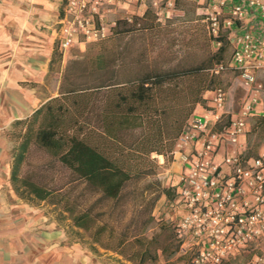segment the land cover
Segmentation results:
<instances>
[{
  "label": "trees",
  "instance_id": "trees-1",
  "mask_svg": "<svg viewBox=\"0 0 264 264\" xmlns=\"http://www.w3.org/2000/svg\"><path fill=\"white\" fill-rule=\"evenodd\" d=\"M174 7L181 15L162 22L144 18L143 12L118 17L109 34L93 42L95 51L87 48L67 61L57 94L6 130L14 193L29 203L52 204L59 218L68 217L86 233L93 251L99 246L132 258L125 252L126 233L113 232L102 208L112 212L123 204L133 192L127 186L153 169V153L173 155L195 106L205 104L203 93L225 89L219 76L235 73L230 67L212 70L230 57L225 34L214 46L192 1L175 0ZM253 123L259 140L250 149L246 136L243 158L257 156L264 141V113L254 115ZM32 150L40 151L41 160L30 167L37 170L27 171ZM161 190L173 199L174 183ZM83 195L94 199L82 206ZM138 242L144 247L133 253L151 258L150 242Z\"/></svg>",
  "mask_w": 264,
  "mask_h": 264
},
{
  "label": "built area",
  "instance_id": "built-area-1",
  "mask_svg": "<svg viewBox=\"0 0 264 264\" xmlns=\"http://www.w3.org/2000/svg\"><path fill=\"white\" fill-rule=\"evenodd\" d=\"M174 1L64 0L55 37L62 54L73 46L84 50L109 34L120 16L148 10L164 21L175 11ZM189 1L213 45L224 33L231 47L227 63L213 72L230 67L239 85L261 88L254 73L264 69V0ZM211 90L204 111L191 117L174 149L181 163L172 199L180 209L173 224L179 250L192 246L190 264H222L238 254L252 255L246 264H264V155L243 158L246 145L239 141L248 132L250 106L243 103L231 117L225 89ZM226 145L234 148L225 151Z\"/></svg>",
  "mask_w": 264,
  "mask_h": 264
},
{
  "label": "crops",
  "instance_id": "crops-1",
  "mask_svg": "<svg viewBox=\"0 0 264 264\" xmlns=\"http://www.w3.org/2000/svg\"><path fill=\"white\" fill-rule=\"evenodd\" d=\"M61 2L63 7L64 0ZM58 6L59 0H0V264H59L54 260L59 252L55 232L39 229V209L16 196L9 186L8 143L2 133L3 127L12 120L28 115L35 105L47 98L40 100L38 95L44 73L40 53L44 47L47 56L50 55L60 14ZM75 47L82 51V47ZM64 60L65 53L61 61ZM254 76L261 88L247 89L238 84L225 89L229 116H234L243 103L249 104L248 132L252 129L251 117L264 113V69L256 70ZM212 93V90L203 93L205 104H197L194 114L204 111ZM246 136H239L244 145ZM224 148L227 151L234 146ZM257 150L264 155V143H260ZM177 156L175 151L172 160L175 179L181 166ZM66 259L63 256L61 264H70Z\"/></svg>",
  "mask_w": 264,
  "mask_h": 264
},
{
  "label": "rangeland",
  "instance_id": "rangeland-1",
  "mask_svg": "<svg viewBox=\"0 0 264 264\" xmlns=\"http://www.w3.org/2000/svg\"><path fill=\"white\" fill-rule=\"evenodd\" d=\"M61 1L62 0H59L58 11L60 14L57 19L61 16ZM142 12L144 18L153 22L156 21L153 13L150 11L147 10ZM181 13V10L175 9L171 16L181 15ZM54 26L55 24L52 23V27ZM50 30L51 29H49V31ZM92 44L93 42L88 43L82 51L75 46L70 47L65 51L64 62L61 61L62 50L60 49L56 37L52 38V49H50L49 57L47 56V49L41 47L40 64L41 67H43L44 73L42 74L38 87L40 100L47 96L57 94L64 65L70 59L80 57L85 53L87 48L92 47V51H95L96 47ZM219 79L225 89H228V87L232 85H238V82L232 78V74L229 72L222 73ZM37 105H35V107ZM250 120L252 129L247 134V140L248 146L251 149L253 148L252 145L259 140V136L256 125L253 123V116ZM9 126L10 124L3 127L2 132L7 139L8 154L12 144L6 134V130ZM260 143H264V141ZM152 159L154 162L153 169H149V174L138 179L136 182H131L127 186V188L133 190V192L126 196L122 205L113 209L112 212H109L108 208L105 206L102 208L106 211L105 214L102 215V219L107 220L108 225L112 226L113 232L115 234H120L122 232L126 233L129 242L125 247V252L128 254L132 253V258H129L130 256H127V254H120L99 246H97L96 251L91 250L87 244L86 233L72 226L68 217L59 218L57 216V208H54L52 204L44 201H40L36 204L31 203L35 205V208L39 209V225L37 227L39 229L52 230L55 232V245L59 251L56 252L54 257L56 262L61 264L63 256L67 257L66 261L70 262V264H163L169 262L174 264H186L188 261L190 262L192 246L183 244L185 250H179L180 241H178L173 227L174 222L180 215V209L174 204L171 197L165 194V191L163 192L161 190L163 188H170V185L176 180L174 165L172 163L173 155L167 152L164 156L159 157L153 153ZM28 160L30 166L29 169L26 170H37L31 169L30 167L41 160L40 151L32 150L28 155ZM80 187L81 186L76 187L73 193L79 191ZM139 191H141V195H136ZM83 196V198H78L82 206L88 205L94 199V196ZM145 220L146 222L143 223ZM141 238L144 241L150 242V245L147 247L151 258L142 259L134 254L144 247L138 242ZM261 245L264 247V244ZM251 256V254H238L230 258L228 263L246 264Z\"/></svg>",
  "mask_w": 264,
  "mask_h": 264
}]
</instances>
